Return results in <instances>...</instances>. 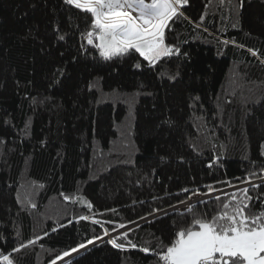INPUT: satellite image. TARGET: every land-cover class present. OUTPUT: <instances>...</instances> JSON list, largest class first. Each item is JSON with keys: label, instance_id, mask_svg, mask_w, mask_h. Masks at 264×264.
<instances>
[{"label": "trees", "instance_id": "1", "mask_svg": "<svg viewBox=\"0 0 264 264\" xmlns=\"http://www.w3.org/2000/svg\"><path fill=\"white\" fill-rule=\"evenodd\" d=\"M181 10L165 29L180 54L149 65L101 58L65 0H0V255L158 264L194 193L222 190L192 203L209 218L245 188L264 210V0ZM119 229L121 249L103 239Z\"/></svg>", "mask_w": 264, "mask_h": 264}, {"label": "snow or ice", "instance_id": "2", "mask_svg": "<svg viewBox=\"0 0 264 264\" xmlns=\"http://www.w3.org/2000/svg\"><path fill=\"white\" fill-rule=\"evenodd\" d=\"M65 2L91 16V30L86 33L85 38L89 45H93V37H95L98 43H95L94 47L105 60L123 56L134 50L149 65H155L162 57L180 54L179 48L166 44L165 29L169 27V21L184 15L181 9L187 5L188 0H150V2L65 0ZM253 55L256 53L253 52ZM136 67L140 65L137 64ZM259 186L253 185V187ZM208 187L209 192L216 191L211 186ZM183 191L187 192L188 189ZM248 191L247 188L240 190L239 196L235 192L225 193L228 199L222 204H220L221 197H215L220 207L211 218L197 214L196 205L189 204L186 212L192 215L191 224L175 232L172 243L165 246V250L158 254V264L159 262L162 264H264V210L250 213L249 202L252 197L247 195ZM65 199L68 200L69 197L65 196ZM198 203L207 205L210 201L201 200ZM124 236L126 238L127 233ZM108 242L117 249L123 248V245L117 243L115 239ZM88 243L91 244L93 241L89 240ZM24 247L27 245H20V248ZM79 247L83 248L85 245L81 244ZM19 250L17 248L13 251ZM72 251L75 252L77 249L74 248ZM63 255L68 256L69 253L65 252ZM0 260L5 264H13L9 255H0ZM52 264H55V261Z\"/></svg>", "mask_w": 264, "mask_h": 264}, {"label": "built area", "instance_id": "3", "mask_svg": "<svg viewBox=\"0 0 264 264\" xmlns=\"http://www.w3.org/2000/svg\"><path fill=\"white\" fill-rule=\"evenodd\" d=\"M146 2H150V0H146ZM213 194H206V195H204V196H202V197H204V198H202V199H205V198H208V197H210V196H212ZM194 197V196H193ZM201 199V200H202ZM192 200H188L187 202H184V203H182L181 205H179L177 208H179L180 210H183V209H186L188 206H189V204H191L190 202H191ZM193 203V202H192ZM127 227H129V226H126L125 228H127ZM124 229V228H123ZM123 229H119V230H116V231H108V230H105L104 231V233H103V239L104 240H107V241H109V240H111V239H114V237H115V235L116 234H118L121 230H123ZM107 233V234H106Z\"/></svg>", "mask_w": 264, "mask_h": 264}, {"label": "rangeland", "instance_id": "4", "mask_svg": "<svg viewBox=\"0 0 264 264\" xmlns=\"http://www.w3.org/2000/svg\"><path fill=\"white\" fill-rule=\"evenodd\" d=\"M115 57H113L112 59H114ZM112 59H109V60H107V61H110V60H112ZM105 60V59H104ZM226 190V189H225ZM225 190H223V191H225ZM220 191H222V190H216V191H213V192H211V193H208V194H218V193H221ZM194 197H192L190 200H192L190 203L192 204V202H195V201H199V200H201L202 198H204V197H202V196H204V195H193ZM72 254V253H71ZM70 255V254H69ZM69 255H68V257L67 258H69ZM75 255V254H74ZM73 256V255H72ZM71 256V257H72ZM66 257V256H65ZM63 259V258H62Z\"/></svg>", "mask_w": 264, "mask_h": 264}, {"label": "water", "instance_id": "5", "mask_svg": "<svg viewBox=\"0 0 264 264\" xmlns=\"http://www.w3.org/2000/svg\"><path fill=\"white\" fill-rule=\"evenodd\" d=\"M97 43H98V41H97ZM99 52V51H98ZM101 57V56H100ZM102 58V57H101ZM81 250H79V251H76V252H74V253H72L70 256H72V255H74V254H76V253H78V252H80ZM68 257V256H67ZM66 257V258H67Z\"/></svg>", "mask_w": 264, "mask_h": 264}]
</instances>
